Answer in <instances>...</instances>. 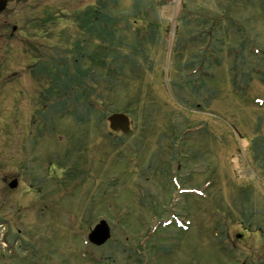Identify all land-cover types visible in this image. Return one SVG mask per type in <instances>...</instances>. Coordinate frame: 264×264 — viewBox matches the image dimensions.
I'll use <instances>...</instances> for the list:
<instances>
[{
    "label": "rangeland",
    "instance_id": "rangeland-1",
    "mask_svg": "<svg viewBox=\"0 0 264 264\" xmlns=\"http://www.w3.org/2000/svg\"><path fill=\"white\" fill-rule=\"evenodd\" d=\"M145 240L146 264H264V0H8L0 264H128Z\"/></svg>",
    "mask_w": 264,
    "mask_h": 264
},
{
    "label": "water",
    "instance_id": "water-1",
    "mask_svg": "<svg viewBox=\"0 0 264 264\" xmlns=\"http://www.w3.org/2000/svg\"><path fill=\"white\" fill-rule=\"evenodd\" d=\"M8 0H0V12L5 10ZM110 128L114 131L121 130L125 134H130V119L125 113H114L108 117ZM18 184L17 180L10 183V187L14 188ZM110 237V228L105 220H101L89 234V240L95 244H102Z\"/></svg>",
    "mask_w": 264,
    "mask_h": 264
},
{
    "label": "flooded vegetation",
    "instance_id": "flooded-vegetation-1",
    "mask_svg": "<svg viewBox=\"0 0 264 264\" xmlns=\"http://www.w3.org/2000/svg\"><path fill=\"white\" fill-rule=\"evenodd\" d=\"M31 66H32V65H31ZM50 67H51V66L49 65V67H45V68H47V69L49 70ZM147 244H151V242H150L149 240L139 241L138 246L135 247L134 249H132L136 254H139V256H137L138 260L135 259L134 262H131V263H128V264H146V262H143V261H144V260H143L144 257L141 255L142 252L140 251L139 248H143V247H145V245H147ZM90 245H91V247H92L93 244H90ZM149 248H153V247L149 246ZM163 252H164L163 249H160V250H158V251H153V252H152V253L155 254V256H156L155 263L157 262V259L160 258L159 256H162V255H163ZM91 253H92V252H91ZM95 257H97L98 260H101V259H102V256H95ZM95 257H94V258H95ZM162 257H163V256H162ZM141 259H142V261H140Z\"/></svg>",
    "mask_w": 264,
    "mask_h": 264
},
{
    "label": "trees",
    "instance_id": "trees-1",
    "mask_svg": "<svg viewBox=\"0 0 264 264\" xmlns=\"http://www.w3.org/2000/svg\"><path fill=\"white\" fill-rule=\"evenodd\" d=\"M90 14H92L91 16H89V19H85V21H83V22H88V23H92V22H94V23H96V22H98V20L99 19H97V17H96V14L97 13H90ZM95 15V16H94ZM93 16V17H92ZM90 17H92V18H90ZM85 23H84V26H83V28H85Z\"/></svg>",
    "mask_w": 264,
    "mask_h": 264
}]
</instances>
